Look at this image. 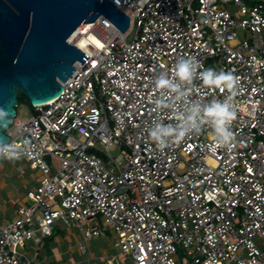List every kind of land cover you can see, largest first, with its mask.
I'll use <instances>...</instances> for the list:
<instances>
[{"label": "built area", "instance_id": "obj_1", "mask_svg": "<svg viewBox=\"0 0 264 264\" xmlns=\"http://www.w3.org/2000/svg\"><path fill=\"white\" fill-rule=\"evenodd\" d=\"M111 1L128 16L127 29L102 16L80 24L68 40L87 58L57 97L31 106L24 120L15 114L5 131V145L42 178L26 192L32 203L0 223V264H32L25 245L57 222L76 226L84 241L110 230L118 249L110 264L119 256L264 264V0ZM180 57L238 78L230 148L217 146L203 122L199 134L163 150L151 140L157 125L178 126L190 104L231 95L199 77L182 85L186 99L157 89L155 78L171 75Z\"/></svg>", "mask_w": 264, "mask_h": 264}, {"label": "water", "instance_id": "obj_2", "mask_svg": "<svg viewBox=\"0 0 264 264\" xmlns=\"http://www.w3.org/2000/svg\"><path fill=\"white\" fill-rule=\"evenodd\" d=\"M100 16L124 32L128 16L111 0H0V140L16 114L17 95L30 106L50 101L87 56L69 42L80 24Z\"/></svg>", "mask_w": 264, "mask_h": 264}, {"label": "crops", "instance_id": "obj_3", "mask_svg": "<svg viewBox=\"0 0 264 264\" xmlns=\"http://www.w3.org/2000/svg\"><path fill=\"white\" fill-rule=\"evenodd\" d=\"M41 178L40 171L31 168L24 158L10 161L0 155V223L13 220L19 206L30 204L26 192ZM114 240V234L107 230L84 241L76 226L57 222L49 236L38 243L28 242L25 253L32 264H110V256L118 254ZM118 259L119 264H132L129 258Z\"/></svg>", "mask_w": 264, "mask_h": 264}, {"label": "clouds", "instance_id": "obj_4", "mask_svg": "<svg viewBox=\"0 0 264 264\" xmlns=\"http://www.w3.org/2000/svg\"><path fill=\"white\" fill-rule=\"evenodd\" d=\"M197 77L204 86L212 89H227L231 95L223 100L215 99L207 103L190 104L188 114L179 115L178 118L181 123L176 127L171 124L167 126L157 125L155 129L150 131V138L161 150L169 145V141L179 143L193 132L199 134L202 122L211 125L217 146L229 148L232 146L234 137L231 126L237 115L234 97L239 83L238 78L232 72L204 68L193 57H180L176 61L171 75L167 71H162L154 82L157 89L176 93L175 99H186L189 90L186 87L182 88V85H191ZM6 115L3 110H0V121L4 120ZM12 148L13 145H5L0 140V155L7 153V160L10 161L19 159L21 155L11 151Z\"/></svg>", "mask_w": 264, "mask_h": 264}, {"label": "rangeland", "instance_id": "obj_5", "mask_svg": "<svg viewBox=\"0 0 264 264\" xmlns=\"http://www.w3.org/2000/svg\"><path fill=\"white\" fill-rule=\"evenodd\" d=\"M228 9V11H230L231 13H233L235 11L234 7L230 6L229 5L226 7ZM131 37H132V34L130 33L126 40L129 42L131 40ZM216 66H218L217 64H215ZM26 99V98H25ZM28 101V100H27ZM31 112H32V109L31 107L29 106V103H27L26 101H23L22 103H20L18 106H16V117L17 119H20V120H24L26 118H28L30 115H31ZM107 154L111 157V158H114L116 157L118 154H119V150L118 149H114V150H108L107 151ZM44 160L47 162V164L50 166V167H53V166H56L57 165V160L54 159V158H51V157H45ZM105 163V161H103ZM122 164L121 163L119 165V168L121 169L122 168ZM111 167H113L112 165H110ZM29 203H32L31 201ZM177 254L179 255L180 257V260L183 261V260H188V258L186 256H184V254L180 251V250H177Z\"/></svg>", "mask_w": 264, "mask_h": 264}, {"label": "trees", "instance_id": "obj_6", "mask_svg": "<svg viewBox=\"0 0 264 264\" xmlns=\"http://www.w3.org/2000/svg\"><path fill=\"white\" fill-rule=\"evenodd\" d=\"M23 101H26L27 103H29V102L27 101V99H25L24 96H22L21 94H18V95H17V106H18L20 103H22ZM29 106H30V104H29ZM30 107H31V106H30ZM15 110H16V107H15Z\"/></svg>", "mask_w": 264, "mask_h": 264}, {"label": "bare ground", "instance_id": "obj_7", "mask_svg": "<svg viewBox=\"0 0 264 264\" xmlns=\"http://www.w3.org/2000/svg\"><path fill=\"white\" fill-rule=\"evenodd\" d=\"M90 39H93L91 35L88 36Z\"/></svg>", "mask_w": 264, "mask_h": 264}]
</instances>
